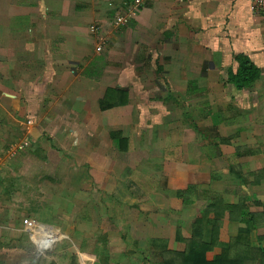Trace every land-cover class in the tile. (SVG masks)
<instances>
[{
	"label": "crops",
	"instance_id": "0c3cea01",
	"mask_svg": "<svg viewBox=\"0 0 264 264\" xmlns=\"http://www.w3.org/2000/svg\"><path fill=\"white\" fill-rule=\"evenodd\" d=\"M131 1L0 0V264L12 260L10 243L21 258L31 251L24 240L38 251L54 246L23 230V219L38 215L31 207L47 200L43 189L53 210L73 208L79 191L94 207L107 194L115 200L123 153L111 133L146 143L139 152L151 159L136 164L147 165L146 177L125 173L139 176L129 181L139 186L128 204L144 264L154 239L183 252L197 222L204 243L217 235L205 259L219 257L247 228L227 206L257 215L247 240L264 247V16L251 0H145L135 18L112 27ZM239 56L259 70L241 90L227 81ZM105 100L113 107L103 109ZM21 139L27 149L6 158ZM50 176L65 187H53ZM115 204L112 219L120 221L122 201Z\"/></svg>",
	"mask_w": 264,
	"mask_h": 264
},
{
	"label": "rangeland",
	"instance_id": "374dc122",
	"mask_svg": "<svg viewBox=\"0 0 264 264\" xmlns=\"http://www.w3.org/2000/svg\"><path fill=\"white\" fill-rule=\"evenodd\" d=\"M143 131H145V129H143ZM151 131L154 133L151 132V139L154 141L157 140L156 138L158 135H162L155 127L153 129L151 128ZM145 137L146 135L143 134V139H146ZM146 146V143H136L134 141L132 144L129 143V150L133 153L130 155V151H128V154H121L123 166L121 186L117 188L114 196V201H116V203L119 204L120 201H122L121 214L117 217L120 218V221L118 219H112L115 217L118 206L115 204L116 209H114L115 207L112 209L111 204H113L114 201L109 199L110 196L108 194L106 195L107 199L105 198V200H101L100 202L104 205L103 207L92 206L96 201L92 202L88 200L85 201L84 198L81 199V191H79V199L74 201L73 208H57L53 210L50 204H48L50 201H47L49 199V194L43 189L40 196H42L44 200L47 198L46 201L48 203L45 201L41 206L31 207L38 215L31 213L27 217L47 223L46 225L53 227V231H55L53 234L56 237L58 236L57 239L54 240L56 242H54V246L49 248L48 251H38L31 242L28 240L26 242L24 240V245L27 243L28 249L31 250L30 256L27 258L18 257L23 250H21L17 244L10 243L11 249H9V253L10 259L12 260L9 264H69L74 257L76 258L75 264H144V261L141 260V252L143 255H146L144 254L145 250L143 251L141 242L135 241L136 238L133 234L140 225L135 224V211L129 208L132 197L131 193L133 192L132 194L138 195L136 189L139 186L137 183L134 184L129 181L135 180L136 182L138 181L136 178L139 176L134 174L132 177L125 173H129V169L134 170L136 173L140 170V173L144 174L143 176L146 177L147 171L149 170L147 165H145L143 170L136 166L138 162H145L144 159L146 158L149 162L151 161V159H149L150 157L146 156V151L139 152ZM130 147L132 149H130ZM50 180L55 181L53 187L59 188V190L65 187V183L59 182L60 177L58 176H50ZM44 184L45 182L42 185ZM42 185L41 188H43ZM85 185L86 181L84 182V186ZM139 189L141 190L140 187ZM94 193L97 192L90 193L89 197L96 198L93 196ZM54 194L59 196L62 194V191H55ZM53 196L54 195L51 194V197ZM108 202H110V206H106ZM98 218L101 220V223H95ZM123 249H125V251H123ZM129 251L133 254L128 255L127 252L129 253ZM139 251H141L140 255L138 253ZM148 259L150 260L152 257L149 256L147 260Z\"/></svg>",
	"mask_w": 264,
	"mask_h": 264
},
{
	"label": "trees",
	"instance_id": "16d2710c",
	"mask_svg": "<svg viewBox=\"0 0 264 264\" xmlns=\"http://www.w3.org/2000/svg\"><path fill=\"white\" fill-rule=\"evenodd\" d=\"M238 63V69L235 74H229L228 82L233 84L236 89H245L250 87L258 78L259 70L245 57L239 56L235 59ZM103 109L113 107V103L109 104L107 100L102 102ZM121 104V103H120ZM111 139L114 142V147L121 153L129 151V141L122 137L120 133H111ZM179 193L178 196H181ZM216 201L213 202V207H216ZM226 210L230 214L237 211L239 218L237 220L246 224V229L239 232V236L232 239L223 253L209 262L205 259V253L210 251L215 244L216 236L212 234L210 244H206L201 238V224L197 222L193 224V232L190 239L184 241L185 250L183 252L169 251L166 248V242L162 240H151L152 259H148L149 264H264V247H251L247 236L253 229L257 228V215L245 212L242 206L228 207ZM264 241V238H260ZM148 258V257H147ZM76 258L71 259L69 264H75Z\"/></svg>",
	"mask_w": 264,
	"mask_h": 264
},
{
	"label": "built area",
	"instance_id": "2783aa9c",
	"mask_svg": "<svg viewBox=\"0 0 264 264\" xmlns=\"http://www.w3.org/2000/svg\"><path fill=\"white\" fill-rule=\"evenodd\" d=\"M145 0H132L130 3L125 4V11H118L114 18L112 19V27L119 28L125 24H127L130 20L136 17L138 8L143 4ZM252 9L255 13H259L264 16V0H251ZM89 32L93 34L98 39L100 38V28L98 26L92 25L89 28ZM103 50V41L99 39L98 44L96 45L95 51L100 53ZM32 120L26 121V126H30ZM29 141L27 139L18 140L12 144H10L5 150L6 158L14 159L18 157V155L23 152L29 146ZM23 230L33 240L37 242L43 243L45 245H52L57 237L53 234V231L41 227L37 224L36 220L33 218H26L22 221Z\"/></svg>",
	"mask_w": 264,
	"mask_h": 264
}]
</instances>
